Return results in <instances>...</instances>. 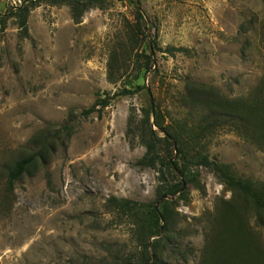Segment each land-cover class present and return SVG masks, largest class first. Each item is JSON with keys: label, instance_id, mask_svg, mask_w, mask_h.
<instances>
[{"label": "rangeland", "instance_id": "374dc122", "mask_svg": "<svg viewBox=\"0 0 264 264\" xmlns=\"http://www.w3.org/2000/svg\"><path fill=\"white\" fill-rule=\"evenodd\" d=\"M23 1L0 0V16ZM139 2L140 22L129 2L106 0L79 24L68 7L42 4L29 14L27 39L14 19L0 32V264H137L144 244L107 201L154 203L159 174L136 165L145 148L126 136L128 117L141 120L152 99L172 131L189 137L201 117L190 90L227 99L264 90V0ZM102 97H112L106 108L82 115ZM201 145L237 177L264 181V152L232 131L217 129ZM171 151L162 155L176 160ZM32 154L8 195V170ZM189 172L196 183L184 198L164 202L168 231L149 239L159 240V261L264 264V212L208 169ZM230 228L236 245L222 241Z\"/></svg>", "mask_w": 264, "mask_h": 264}, {"label": "trees", "instance_id": "16d2710c", "mask_svg": "<svg viewBox=\"0 0 264 264\" xmlns=\"http://www.w3.org/2000/svg\"><path fill=\"white\" fill-rule=\"evenodd\" d=\"M116 1L132 3L138 16V22L142 21L143 15L139 0ZM105 3L106 0H24L20 6L9 9L6 14L0 16V32H4L7 20L14 19L19 37L21 40L27 39L29 14L42 4L68 7L73 22L79 24L87 10L103 8ZM139 32L142 35L141 29ZM173 51L181 52L183 50H166L168 53ZM189 93L188 102L191 107L194 111L201 112L195 130L188 131L189 137L187 134L184 135L185 130L183 129L172 131V123H165V115L154 105L152 99H150V106L142 115L141 120L136 122L132 115L128 117L126 136L137 137L138 142L145 148L144 155L136 165L140 168H149L159 174V186L156 189L154 203L141 204L115 198H110L107 201L109 208L133 221L131 225L135 231L136 242L139 245L140 241L141 244H144V255L138 259L137 264H163L156 256L157 250L160 248L159 240H154L151 244L148 242L153 237L152 235L168 231L172 213L165 207L163 198L174 197L177 194H180L181 199L184 198L187 194L186 185L196 183V176H192L189 172L192 167L208 169L227 191L249 200L256 209L264 212V181L252 182L237 177L228 165L210 160L201 145V141L206 140L215 130L228 129L264 152V90L260 89L248 97L237 99H227L220 96L215 89H208L204 86L190 90ZM121 94L132 95L134 91L124 90ZM111 100L112 97L98 99L89 109L83 111L82 115L88 116L106 108ZM185 127L187 128V124L184 123L183 128ZM160 133L163 134V137H160ZM168 149H172L176 153V160L162 155V152L165 153ZM38 155L32 154L23 157L8 170L4 184L5 192L8 195L12 193L14 184L35 162ZM167 174L174 180L173 182L168 180ZM228 239H233L234 245H236V233L231 228L225 232V236H222L223 242ZM219 248L218 245L216 251ZM148 249H152L154 257H150ZM113 264H118V262L115 261Z\"/></svg>", "mask_w": 264, "mask_h": 264}, {"label": "water", "instance_id": "95a60500", "mask_svg": "<svg viewBox=\"0 0 264 264\" xmlns=\"http://www.w3.org/2000/svg\"><path fill=\"white\" fill-rule=\"evenodd\" d=\"M167 199H168V197H164V198H163V200H167ZM156 208H157V205H156Z\"/></svg>", "mask_w": 264, "mask_h": 264}]
</instances>
